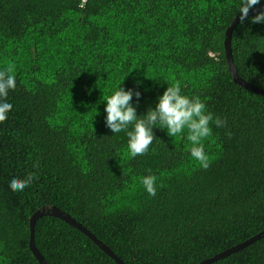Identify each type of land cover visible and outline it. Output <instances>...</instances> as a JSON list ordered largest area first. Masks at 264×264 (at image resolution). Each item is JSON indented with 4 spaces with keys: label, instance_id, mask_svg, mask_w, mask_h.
I'll return each mask as SVG.
<instances>
[{
    "label": "trees",
    "instance_id": "1",
    "mask_svg": "<svg viewBox=\"0 0 264 264\" xmlns=\"http://www.w3.org/2000/svg\"><path fill=\"white\" fill-rule=\"evenodd\" d=\"M240 3L0 0V70L16 76L0 123V264H39L29 218L45 205L126 264H196L264 229V96L233 81L223 47ZM261 11L238 20L230 47L239 76L264 90V23H251ZM175 81L226 121L204 141L207 170L186 131L156 127L148 153L132 158L126 132L106 126L105 98L121 82L141 93L132 104L143 116ZM149 170L155 197L140 182ZM33 172L29 187L10 189ZM34 243L46 264H116L55 216L37 218ZM209 264H264V236Z\"/></svg>",
    "mask_w": 264,
    "mask_h": 264
},
{
    "label": "clouds",
    "instance_id": "2",
    "mask_svg": "<svg viewBox=\"0 0 264 264\" xmlns=\"http://www.w3.org/2000/svg\"><path fill=\"white\" fill-rule=\"evenodd\" d=\"M259 3L260 0H241L238 10L241 14L239 17L241 24L248 18L250 9ZM251 23H264V11L252 17ZM120 85L112 95L105 98V112L107 113L105 122L113 134L126 132L130 157L135 158L148 153L156 139L153 129L159 127L162 130L166 129L169 137L181 136L186 131V139L191 145L189 149L191 157L204 170L211 166L212 160L205 150L204 141L212 136L211 125L213 123L217 128H220L226 126V121L208 111L200 96L190 97L182 94L180 81L168 83L167 89L158 97L155 108L149 107L146 115L138 116L132 99L135 95L139 100L141 93L134 92L133 89L125 90ZM15 88L14 67L9 66L0 70V123L7 120L8 113L13 107L11 103L7 102V96L9 91L15 90ZM130 127L131 130H129ZM227 135L230 137L231 133L229 132ZM38 166V164L34 165V167ZM35 179L38 177L34 172L28 173L24 178L14 177L10 181L9 187L14 192L23 191ZM157 180L158 177L151 174V170L148 175L140 178L143 188L152 197H155L157 193ZM159 187L162 188L163 184H160Z\"/></svg>",
    "mask_w": 264,
    "mask_h": 264
},
{
    "label": "water",
    "instance_id": "3",
    "mask_svg": "<svg viewBox=\"0 0 264 264\" xmlns=\"http://www.w3.org/2000/svg\"><path fill=\"white\" fill-rule=\"evenodd\" d=\"M264 9V0H262L259 5L255 6L254 8L250 9L249 14L255 13L259 10ZM240 13L234 16V18L230 21L229 25L226 27L223 35V47H224V56L226 63L228 65V68L232 74L233 81L238 84L241 87H244L245 89H248L250 91H253L259 95L264 96V90L261 88H258L257 86L253 85L252 83L246 81L243 79L239 74L237 73V69L235 64H233L232 61V55H231V47H230V39H231V32L235 26V24L238 22ZM43 215H50L55 216L65 223L69 224L70 226L78 229L85 235H87L107 256H109L111 259L114 260L116 264H126L123 260H121L116 254H114L108 246H106L104 243L99 241L92 232H90L86 227H84L81 223L76 221L70 214L65 212L64 210L56 207L55 205H45L37 209L33 214L31 215L30 219V234H29V249L32 252L33 256L36 258L39 264H46L42 255L40 254L39 250L37 249L35 243H34V226L36 223L37 218ZM264 236V229L253 236L247 238L246 240L236 243L228 249L223 250L212 257H209L207 259H204L200 261L197 264H209L213 261H216L218 259H222L225 256L229 255V253L234 252L243 246L252 243L253 241L261 238Z\"/></svg>",
    "mask_w": 264,
    "mask_h": 264
}]
</instances>
